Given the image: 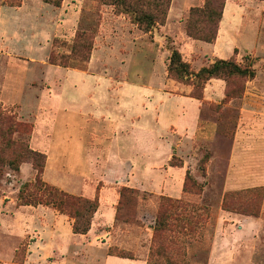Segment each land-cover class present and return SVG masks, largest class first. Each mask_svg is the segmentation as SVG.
<instances>
[{
	"label": "rangeland",
	"instance_id": "obj_1",
	"mask_svg": "<svg viewBox=\"0 0 264 264\" xmlns=\"http://www.w3.org/2000/svg\"><path fill=\"white\" fill-rule=\"evenodd\" d=\"M171 1L165 24L156 23L148 32L135 17L140 12L159 17L162 0H75V5L25 0L19 19L7 18L0 26V264H103L118 254L146 264L166 259L210 264L213 256L226 259L219 243L225 233L236 244L234 261L247 256V264H264V246L246 236L251 229H236L234 219L264 216V0H233L240 6L237 22L219 45L222 59L254 69L260 87L249 81L255 76H221L216 79L223 87L212 83L205 97L207 81L194 133L182 126L198 112V99L190 98L195 79L168 73L171 50L181 52L193 74L220 57L209 54L214 41L194 45L198 39L186 35L191 0ZM198 1L192 6L202 7L206 0ZM220 1L225 6L228 0ZM212 6L223 12L218 1ZM190 20L197 27L209 24L205 12ZM132 43L141 47L129 56ZM101 47L108 48L110 58H97L94 70L91 53ZM50 53L56 59L63 55L67 66L50 63ZM171 124L177 131L169 132ZM28 147L45 155L44 177L42 172L35 178ZM172 153L181 168L168 166ZM149 162L153 168L147 178L134 170L143 190L123 197L108 226L111 238L100 236L88 246L66 223L70 235L59 229L62 239L53 240V215L73 218L68 204L50 202L51 187L92 198L103 186L109 201L123 186L118 179L129 164L139 170ZM160 195L181 199L183 207L175 211L164 201L166 226L156 234ZM26 199L40 203L20 205ZM103 211L108 219V210ZM228 223H233L231 232L225 231ZM159 244L163 249H156Z\"/></svg>",
	"mask_w": 264,
	"mask_h": 264
},
{
	"label": "trees",
	"instance_id": "obj_2",
	"mask_svg": "<svg viewBox=\"0 0 264 264\" xmlns=\"http://www.w3.org/2000/svg\"><path fill=\"white\" fill-rule=\"evenodd\" d=\"M119 1L122 2L124 0H119ZM162 1H163L162 4L164 3V6L159 11V17L154 18L153 15L142 12H140V14L137 15V17H135L136 22L141 26L142 30H144L145 32L150 31L151 28L156 23L159 24L165 23L164 21L166 19L171 0H162ZM215 1H218V3L221 5V8H223L224 4L220 0H206L202 7L191 6L189 8V12L185 21V33L187 36L193 39H198L206 42H213L215 40L218 29V23L222 15V10L218 12L215 9V7L212 6V4ZM54 4L57 5L58 3H54ZM199 12H205L206 21H208L209 24L197 27L194 25L195 21L192 23V20H190L192 15ZM214 16H216V18H214ZM81 46L83 47L85 46L84 42ZM62 57L64 56L62 55L58 59H56L54 57V54L50 53L48 60L52 64H60V65L63 64V66H67V64L62 62ZM85 58L86 60H88L89 56H85ZM250 67L251 66L249 65L242 67L230 59L216 58L213 62L209 63L208 65H204L200 67L198 71H196L193 74L192 72L189 71V64L187 61L183 60L181 52L174 48L171 50L169 56L167 71L169 74H171L177 79H188L189 75L192 74L194 76L195 81H194V91L191 97L200 100L202 99V89L204 88L205 83L209 79L220 78L221 76H229L234 74L252 78L255 76V71ZM226 87H227V83H226ZM28 150L29 153L34 155L32 157V167L35 170V178H38L43 172L45 155L29 147ZM168 165L174 167H181L183 164L174 154H172L170 159L168 160ZM188 178H189V174L186 171L183 182V191H185L184 190L185 181ZM127 193L137 194L138 189L133 187L122 186L118 190V201H117V208H115V219L117 217L118 206H120L123 197H125ZM48 195L50 197V202L53 205L60 207L63 204H68L71 207V210L69 211V215L73 218V222H72L73 233L86 234L90 228L92 217L99 205L98 197L94 196L93 198H88L82 195H74L66 191L57 190L54 187H51ZM160 199H161V203H159V208L156 214V221L154 226V232L156 234L160 233L161 230L166 226L165 219L167 217V212L165 211L164 208V204H163L164 201L168 202V204H166L167 207L172 208L175 211L176 209L178 210L179 208L183 207L181 199L172 198L170 196H165V195H160ZM38 203L40 202L30 201L26 199L23 200V202L20 205H28V204L34 205ZM156 249H163V245L159 244ZM117 257L132 258L123 254H118ZM163 257H165V255H163ZM155 264H172V261L166 259L165 263L157 262Z\"/></svg>",
	"mask_w": 264,
	"mask_h": 264
},
{
	"label": "crops",
	"instance_id": "obj_3",
	"mask_svg": "<svg viewBox=\"0 0 264 264\" xmlns=\"http://www.w3.org/2000/svg\"><path fill=\"white\" fill-rule=\"evenodd\" d=\"M79 1H81V0H79ZM70 2L71 3L73 2V5L76 4L75 0H70ZM171 3H172V1H171ZM197 3H199L198 0H191V3H189L187 5V8L189 6H192V5L197 4ZM24 7H25V0L22 1L21 5L18 2L15 6H9V5L3 3V0H0V26L3 25L2 23H5V20L7 18H14L16 20L19 19V10H23ZM71 8H73V7L71 6ZM238 8H240V6L237 3H235L233 0H231V2H229V0L226 2L225 6L223 8V12H222V16H221L220 22H219V27H218V32H217L216 38H215L213 43H209L211 45V50H210V53H209L210 55L217 56V57H220V58H225V56L222 55V54H224L223 50H221V46H219V45H220L221 41H223L224 39H227L228 35H232L229 29H230V27L235 26V23L237 22V15L239 14ZM169 11H170V7H169ZM169 11H168V13H169ZM168 13H167V17H168ZM70 17L72 18L73 22H74L75 18H77V15H74V9H71ZM163 25H160L161 29L163 30L164 33H168L166 31H164ZM119 38H120V36H119ZM1 42H2V40H0V43ZM196 42L200 43V42H203V41L195 40V42L193 44L194 45L198 44ZM200 46L201 45H199V47ZM131 47H132V50L128 51V55L129 56L131 54H132L131 56H133V54L139 50L141 45H139L138 43H136V45H135V43H132ZM101 48L102 49H99V50L94 49L93 52L91 53V57H90V60H89V65L94 70H98L94 66V63H96L95 60L97 58H98V62H99V59H104L105 60V59L110 58V56H108V51H107L108 48L107 49H105V47H101ZM103 48H104L105 51H103ZM101 51H103L105 54L100 55ZM111 52H115V51L111 50ZM98 65H100L102 67L101 64H98ZM102 68H104V67H102ZM75 71H77V70H75ZM85 73L87 74V72H85ZM259 78L260 77L258 75H256L255 78H253L252 80H249L253 87H260L261 82H259L260 81ZM81 80L83 81V79H81ZM217 80H220V79L211 78V79L208 80V82L206 83V86H205V90H204L205 97H206V87L210 86L212 83L219 82L218 83L219 87H223V83H222L223 81L221 80L222 81L221 82V81H217ZM262 84H264V82ZM166 92H168V95H175V94H173V93H171L169 91H166ZM178 95H181V94H178ZM184 96H186V95H184ZM190 98H192V97H190ZM193 99H195V98H193ZM199 104H200V101L197 100L195 105L197 106L198 112L194 116V119L191 121V123H188L189 124L188 126H185V125L182 126L185 131H187L188 129L190 130V133H194L196 131L197 117H198V113H199V107H198ZM241 109H243V108H241ZM120 121H121L120 117L116 118V122H117L116 125H118V124L120 125ZM241 123H240V125H241ZM172 127H174L175 131H177V127H175L174 125L171 124V125H169V129H168L169 132H170V129ZM172 148H175V147H172ZM172 154H174V153H172ZM168 160H167V164H168ZM168 166L169 167H174V166H170V165H168ZM152 168H153L152 167V163H150V162L143 164L142 169H139V170H136L135 167L132 164H129L128 168L126 170L127 173H125V176L123 175L124 178L118 179V182H119V184H122L123 186H128V187H133V188H137V189L143 190L141 188V186H140V185H142L143 182H142L141 179L137 178V176L135 177V171H138L139 173L145 175V178H147V173H149V170H151ZM179 168H181V167H179ZM44 172H45V168L43 170V177H44ZM129 173L131 175V178L128 177ZM183 179H184V174H183ZM183 179H182V190H183V182H184ZM129 181H132L133 183H137V184H134L135 185V187H134L133 184L129 183ZM139 181H141V183ZM138 183H140V184L138 185ZM103 190H105V188L103 186L101 188L100 187L99 188L96 187L93 197L94 196L98 197V201H99L98 208H97L96 212L94 213V215L92 217L90 228L87 231V233L86 234H80L81 237H82L81 240L83 242H85L86 245H88V246H91V244H94L97 241V238H99L100 236H105L106 237L107 234L108 235L110 234L109 237L111 238V231L108 229V226L111 225V223H113L114 220H115V207L113 206V204H117L118 194L116 192L112 194V197H111L112 199L109 200L111 202L110 203L109 201H106L103 198V194H106L108 190L107 191H103ZM25 206H27V205H25ZM104 209L108 210V213H107L108 219H106L107 218L106 215L105 216L102 215L103 214L102 212H104L103 211ZM239 216L240 217H236V218L233 217L238 222L237 224H235L236 229H239V231L240 230H245V228H247L248 231H249V229H251V234H250V232H246V236L253 237L254 241L252 240V242H255L257 245L261 244L262 246H264V244H262L263 241H264V233H263L264 216H262V214L259 215V216H245V215H243V216L239 215ZM65 217H64V215L60 216V214L53 215V220H52V226L51 227H53L52 228V232L55 235L54 236L55 239H53V240H55L56 243H57V241H59L60 238L62 239V237H60V233L58 232L59 229L61 231L63 229L62 233H63L64 236L70 235V233H68V231H67L68 227L71 229V232L73 233V231H72V222L68 221L67 219H63ZM220 222H221V223H219L220 224V228H221L220 229V233L223 234V233H225L224 230H223V227H224L223 224H222L223 221H220ZM56 223H57V225H56ZM66 223H68V227L67 228L64 226ZM232 224L233 223L226 224L227 225V227H225V231L226 232H231ZM74 234H77V233H74ZM232 234L236 235L238 233L236 232V230H234V233H232ZM224 236H225V240L220 241L219 243H220L222 249H226V252H225L226 259L225 260H221L220 259L219 261H217L215 259V257L213 256L212 257L213 261H212V258H211L210 264H247V261H248V257L247 256L240 257L239 261H234L233 260V257L235 256L233 250H235L234 248H235L236 244L229 243L226 240V236H227L226 233L223 235V237ZM109 237H106V238H109ZM220 237H222V236H220ZM87 239H89V240H87ZM217 245L218 244L216 243V234H215L214 237H213V243L211 245V249L213 250L212 251L213 253H214V249L217 248ZM227 250H229L230 252L228 253ZM108 256H110V255H108ZM115 257H117V256H115ZM103 264H146V263L142 259L127 258V257H117V258H112L111 260H109V262H107V260L105 259Z\"/></svg>",
	"mask_w": 264,
	"mask_h": 264
}]
</instances>
